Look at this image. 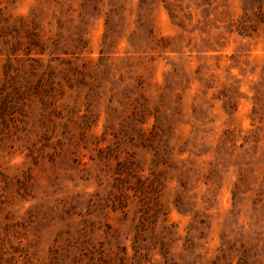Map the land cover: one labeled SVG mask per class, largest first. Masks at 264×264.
Masks as SVG:
<instances>
[{"label":"rangeland","instance_id":"rangeland-1","mask_svg":"<svg viewBox=\"0 0 264 264\" xmlns=\"http://www.w3.org/2000/svg\"><path fill=\"white\" fill-rule=\"evenodd\" d=\"M0 264H264V0H0Z\"/></svg>","mask_w":264,"mask_h":264}]
</instances>
